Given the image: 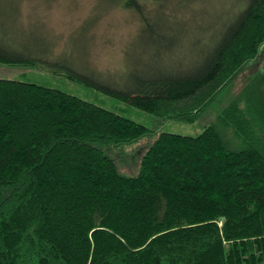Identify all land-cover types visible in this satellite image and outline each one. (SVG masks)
Here are the masks:
<instances>
[{"label":"trees","instance_id":"1","mask_svg":"<svg viewBox=\"0 0 264 264\" xmlns=\"http://www.w3.org/2000/svg\"><path fill=\"white\" fill-rule=\"evenodd\" d=\"M148 1L109 0L156 41ZM217 4L208 16L207 5L194 7L198 57L180 68L158 57L125 90L65 74L168 121L194 122L217 102L214 122L194 136L161 130L145 141L139 122L0 78V264H264V69L222 103L264 49V0ZM154 5L153 15L174 19ZM0 62L35 61L0 44ZM139 142V170L127 176L113 152Z\"/></svg>","mask_w":264,"mask_h":264},{"label":"rangeland","instance_id":"2","mask_svg":"<svg viewBox=\"0 0 264 264\" xmlns=\"http://www.w3.org/2000/svg\"><path fill=\"white\" fill-rule=\"evenodd\" d=\"M154 1L149 0L146 8L152 19H157L154 31L163 37L156 41L148 39L150 33L147 31L143 38L138 33L141 23L134 12L114 6L109 0H0V44L35 61L31 65L0 62V78L61 89L139 122L151 133L145 141L152 140L154 133L161 130L194 136L214 122L219 109L217 102L200 113L194 122L168 121L137 110L94 86L65 77L67 72L74 70L99 84L125 90L131 77L140 72L142 66L154 64L158 57L165 60H159V63L166 62L178 68L180 63L197 59V10L200 4L207 5L202 15L208 16L211 13L209 5L218 2L220 6V0H194L193 6L197 10L179 7V0H162V10L175 16L167 20L163 19L162 12L153 15ZM262 69L264 49L255 63L239 73L228 93L222 96V103L229 93H236L248 77L254 78ZM140 143L143 142L120 146L113 152L117 167L127 176L135 175L139 170Z\"/></svg>","mask_w":264,"mask_h":264},{"label":"water","instance_id":"3","mask_svg":"<svg viewBox=\"0 0 264 264\" xmlns=\"http://www.w3.org/2000/svg\"><path fill=\"white\" fill-rule=\"evenodd\" d=\"M220 219H222V220H223L224 218H223V217H220Z\"/></svg>","mask_w":264,"mask_h":264}]
</instances>
